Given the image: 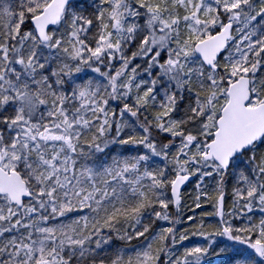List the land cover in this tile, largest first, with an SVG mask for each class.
Wrapping results in <instances>:
<instances>
[{
    "label": "snow or ice",
    "instance_id": "obj_1",
    "mask_svg": "<svg viewBox=\"0 0 264 264\" xmlns=\"http://www.w3.org/2000/svg\"><path fill=\"white\" fill-rule=\"evenodd\" d=\"M0 264H264V0H0Z\"/></svg>",
    "mask_w": 264,
    "mask_h": 264
},
{
    "label": "trees",
    "instance_id": "obj_2",
    "mask_svg": "<svg viewBox=\"0 0 264 264\" xmlns=\"http://www.w3.org/2000/svg\"><path fill=\"white\" fill-rule=\"evenodd\" d=\"M200 240V238H198V237H193V238H191V243H196V242H198ZM185 243H189V242H185Z\"/></svg>",
    "mask_w": 264,
    "mask_h": 264
}]
</instances>
